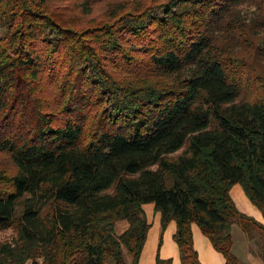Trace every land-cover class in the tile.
I'll use <instances>...</instances> for the list:
<instances>
[{"label": "trees", "instance_id": "16d2710c", "mask_svg": "<svg viewBox=\"0 0 264 264\" xmlns=\"http://www.w3.org/2000/svg\"><path fill=\"white\" fill-rule=\"evenodd\" d=\"M62 1L0 0V264H138L149 202L180 264L191 223L242 264L237 224L264 264L230 195L264 219V0L106 1L85 28Z\"/></svg>", "mask_w": 264, "mask_h": 264}, {"label": "crops", "instance_id": "0c3cea01", "mask_svg": "<svg viewBox=\"0 0 264 264\" xmlns=\"http://www.w3.org/2000/svg\"><path fill=\"white\" fill-rule=\"evenodd\" d=\"M235 191H238L237 187H235ZM230 195L236 207L241 212L252 216L259 222L264 223V219L260 211L249 201V199L245 198L242 194L238 195L237 193L232 192V187L230 189ZM142 209L147 222L149 223V227L147 229L145 240L139 254L138 264H155L156 255L162 259H171V264H180L178 248L176 242L173 239V234L176 230L175 220H169L165 227L162 228L160 223V213L154 209L153 203L149 202L142 204ZM126 225L127 224L123 222L119 223V230L117 232L122 231ZM237 230V227L233 229L231 227V250L238 257L235 243L238 246L242 244L248 251L251 250V252L252 243L247 240L242 230V233H239ZM191 231L193 246L197 252V256L201 264H225L223 256L212 247L208 238L203 235L195 223H191ZM235 232L237 233L238 240H235ZM251 262L252 264H263L262 261ZM127 263L130 264V261H126V264Z\"/></svg>", "mask_w": 264, "mask_h": 264}, {"label": "rangeland", "instance_id": "374dc122", "mask_svg": "<svg viewBox=\"0 0 264 264\" xmlns=\"http://www.w3.org/2000/svg\"><path fill=\"white\" fill-rule=\"evenodd\" d=\"M74 1L75 0H65L62 1L61 4L66 5L67 4V8L63 9V14L64 15H68V16H73L74 18H77L79 21V24L77 25L78 27L81 28H85V27H90L92 25H95L96 23L102 21L105 19V9L107 6H105L106 1L107 3L110 4V8L113 6H118L119 4H123L125 2H140V1H144V2H148L147 4H149V2L154 3L155 1L152 0H96V2L94 4H92V10L89 14H85L80 12V10L78 9L77 6L74 5ZM161 1V0H159ZM56 3H59L58 1ZM60 4V3H59ZM69 13H71V15H69ZM182 151V148L179 149L178 151H176L175 153H173V155H176L178 153H180ZM232 192L237 193L238 195H243L245 198H247L242 186L239 183H235L232 186ZM235 187H237L238 191H235ZM248 199V198H247ZM125 223V221H120L118 222L117 226H116V232L119 230V223ZM237 224L232 225V229L237 227V231H239V233H242L241 229L239 228V226ZM15 233H14V229L13 227H8V228H4L0 230V242L5 241L7 239H10L11 237H14ZM235 236V240H238L237 237V233H234ZM235 247L237 249V255H238V259L240 261V263L242 264H252L251 261H262L259 253L257 252L256 248L251 246L252 252L251 250H247L246 247H244L242 244H240L239 246L235 243ZM239 250V251H238ZM126 261L128 260V257L126 256ZM27 264V263H26ZM128 264V263H127Z\"/></svg>", "mask_w": 264, "mask_h": 264}]
</instances>
